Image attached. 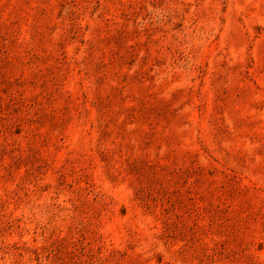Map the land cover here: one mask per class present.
Masks as SVG:
<instances>
[{"label": "rangeland", "instance_id": "1", "mask_svg": "<svg viewBox=\"0 0 264 264\" xmlns=\"http://www.w3.org/2000/svg\"><path fill=\"white\" fill-rule=\"evenodd\" d=\"M0 264H264V0H0Z\"/></svg>", "mask_w": 264, "mask_h": 264}]
</instances>
